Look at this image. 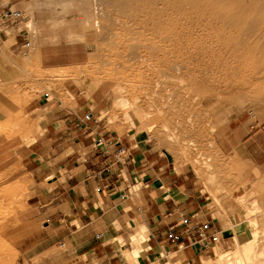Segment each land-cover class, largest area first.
Returning a JSON list of instances; mask_svg holds the SVG:
<instances>
[{"label":"crops","instance_id":"obj_1","mask_svg":"<svg viewBox=\"0 0 264 264\" xmlns=\"http://www.w3.org/2000/svg\"><path fill=\"white\" fill-rule=\"evenodd\" d=\"M6 1L17 6L13 0H0V11ZM18 32L1 24L0 64L23 66L16 49L27 41L17 39ZM44 55L34 53L31 65L44 66ZM56 67L60 65L50 68ZM4 78L0 71V82ZM58 84L29 102L15 119L9 117L8 136L0 134V173L8 171L10 180L23 177L28 182L25 210L10 237L25 261L211 264L230 248V225L246 223L235 192L220 194L213 202L204 183L194 173L177 171L155 143L136 134L121 137L112 129L102 91L90 92L70 79ZM1 96L0 91V100L9 104L0 108L5 118L3 108L13 112L15 107ZM88 113L92 118L85 120ZM17 119L21 121L14 132L10 128ZM240 134L231 150H238L246 162L245 189L264 207V125L240 123ZM118 148L126 155L117 159ZM187 218L194 224L210 222L221 231L220 241L205 250L190 246L185 237L172 244L168 231L180 233ZM253 222L252 234L258 228Z\"/></svg>","mask_w":264,"mask_h":264},{"label":"rangeland","instance_id":"obj_2","mask_svg":"<svg viewBox=\"0 0 264 264\" xmlns=\"http://www.w3.org/2000/svg\"><path fill=\"white\" fill-rule=\"evenodd\" d=\"M13 2L17 6L14 7V4L8 1L4 5L19 10L23 18L12 24L4 23L3 26L18 29L17 39L30 41L31 46L26 55L22 53L20 44L16 49L19 61L24 63L23 66L16 63L18 67L15 68L11 62L0 64V71L5 77V80L0 82V91L3 92L1 99L10 100L15 109H18V113H14L15 109L11 112L6 107L3 108L7 113L5 118L0 117L2 126L0 134L8 136L9 117L15 119L29 102L52 91L59 85L58 83L66 79L87 88L90 92L98 89L106 97V118L112 124V129L117 130L121 137L136 134L141 139L155 143L168 156L177 171L194 173L204 183L211 200L215 203L216 197L220 194L231 196L236 193L235 201L245 216L246 223L230 225L229 233L233 237V242L229 249L220 251L218 256L229 253L226 264H238L237 262L264 264V207L260 205L256 194L245 189L247 183L244 182L243 173H247L248 170L246 162L237 156L238 150L234 153L231 150L232 144L243 137V134L237 135L240 123L264 125V102L259 101L256 104L247 96L240 98L236 96L226 98L222 102H211L208 106H198L194 103L208 98L213 90L208 75L200 73L197 77H190L191 88L185 91L181 89L186 83L188 85L189 82L186 80L188 76L185 77L173 70L174 74H180H177L178 80L184 79L179 80L181 83L183 81L182 84L177 79H175L177 82L173 80V83H176L175 89L180 91L175 97L178 101L176 108L170 110L166 122L165 116H161V123L145 126L138 120L146 119V112L152 111L150 97L145 96L147 93L151 94L153 90L155 94L162 91L157 90L154 83L149 80L142 81L144 86L136 82L135 85H128L127 89L115 81H108L109 66L107 58L104 57L110 42L113 39L120 41L127 27L131 36H137L141 26L135 10L139 9V4L133 2L125 7L120 3L121 0H13ZM131 9H134L135 14L129 11ZM101 17L104 20L110 18L109 22L112 20L116 27L122 26L123 31L112 29L113 32L109 33L106 27L97 30L95 22ZM145 34L150 38L149 31ZM130 42L138 43L134 39ZM41 51L46 56L44 66L40 63L37 67L31 65L33 54L39 55ZM121 60L123 61V58ZM134 62L145 63L146 58L137 56ZM53 64L60 67L51 69ZM135 98L139 102L137 110L130 104ZM165 98L164 96L157 98V101L163 102ZM141 104L143 110L140 109ZM20 121L15 120L12 124L13 129L10 130L16 132L14 125ZM16 146L19 147V144ZM16 168L18 172L21 165L17 164ZM6 186L15 192V194L12 192L15 197L11 208L14 228L17 225V217L25 210L28 182L23 177L10 180V173L5 171L0 173V190ZM253 220V225L258 224L256 232L260 231L259 239L255 242L254 234L251 232ZM3 244L4 239L0 241V252L3 251ZM6 252L8 260L0 264H36V261L27 262L19 255L14 241H10ZM216 262L214 260L211 264H217Z\"/></svg>","mask_w":264,"mask_h":264},{"label":"bare ground","instance_id":"obj_3","mask_svg":"<svg viewBox=\"0 0 264 264\" xmlns=\"http://www.w3.org/2000/svg\"><path fill=\"white\" fill-rule=\"evenodd\" d=\"M133 2L140 6L135 10L141 26L137 36H131L127 27L120 41L110 42L104 57L109 66L108 81L127 89L136 82L144 86L142 81L149 80L162 91L146 94L145 97H150L152 111L146 112V119L138 118L142 124H159L161 116H165L166 122L170 110L176 108L175 97L180 91L175 89L173 80L184 79L178 80L179 73L174 74L173 70L188 76H185L188 87H179L185 91L191 88L190 77L200 73L208 75L213 90L208 98L194 103L198 106L236 96H247L256 104L264 102V0H121L120 3L126 7ZM129 11L135 14L134 9ZM109 19L97 18L96 29L106 27L109 33L123 31L122 26L116 27ZM146 31L150 32V38ZM132 39L138 43H131ZM137 56L146 58V62H134ZM163 96L166 97L163 102L157 101ZM138 103L135 98L130 104L137 110ZM3 105L9 104L0 100V108ZM0 192H3L0 194V241H5L0 262L6 263L13 230L11 208L15 192L9 186ZM256 231H253L254 242L259 239ZM228 256L227 252L219 255L216 263L226 264Z\"/></svg>","mask_w":264,"mask_h":264},{"label":"built area","instance_id":"obj_4","mask_svg":"<svg viewBox=\"0 0 264 264\" xmlns=\"http://www.w3.org/2000/svg\"><path fill=\"white\" fill-rule=\"evenodd\" d=\"M23 15L19 10H14L11 8H3L0 11V28L1 24L4 23H15L14 21L22 20ZM4 21V22H3ZM30 49V43L27 42L22 47V53L26 55L27 51ZM92 118V113H88L85 120H90ZM83 124L84 120H80ZM102 139L98 141V145L101 143ZM126 150L124 148H118L116 151L117 159L119 157L125 156ZM182 231L180 233H175L174 229L171 228L167 237L172 244H176L180 238L185 237L190 241V246L193 244H198L199 248L202 250L209 249L212 245L220 241L221 231L216 230L214 226L207 221H204L200 224H194L190 219H184L182 221ZM180 246V245H179Z\"/></svg>","mask_w":264,"mask_h":264}]
</instances>
